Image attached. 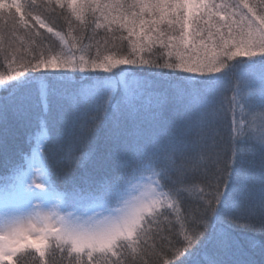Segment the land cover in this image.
I'll list each match as a JSON object with an SVG mask.
<instances>
[{
  "label": "snow or ice",
  "instance_id": "6c2138e0",
  "mask_svg": "<svg viewBox=\"0 0 264 264\" xmlns=\"http://www.w3.org/2000/svg\"><path fill=\"white\" fill-rule=\"evenodd\" d=\"M0 69V264H264V0H0Z\"/></svg>",
  "mask_w": 264,
  "mask_h": 264
},
{
  "label": "trees",
  "instance_id": "16d2710c",
  "mask_svg": "<svg viewBox=\"0 0 264 264\" xmlns=\"http://www.w3.org/2000/svg\"><path fill=\"white\" fill-rule=\"evenodd\" d=\"M20 35H22V33H20ZM233 63H235V62H233ZM241 70H242L241 68H239V67L237 68V72H239V71H241ZM13 144H14V146H23V140H22V137H20L19 135H17V136L13 139ZM2 171H3V169L0 168V172H2ZM238 235H239V237H240V239H241V242L243 243L244 240L246 239V235H245L244 233H242V232H239V231H238ZM247 235L255 236L257 239L264 238V236H262V234L259 233L258 231H257V232H253V231L249 230L248 233H247ZM254 258L256 259L257 264H260L262 258H261V256L259 255L258 252L256 253V255H255Z\"/></svg>",
  "mask_w": 264,
  "mask_h": 264
},
{
  "label": "rangeland",
  "instance_id": "374dc122",
  "mask_svg": "<svg viewBox=\"0 0 264 264\" xmlns=\"http://www.w3.org/2000/svg\"><path fill=\"white\" fill-rule=\"evenodd\" d=\"M0 71H3V69H0Z\"/></svg>",
  "mask_w": 264,
  "mask_h": 264
}]
</instances>
